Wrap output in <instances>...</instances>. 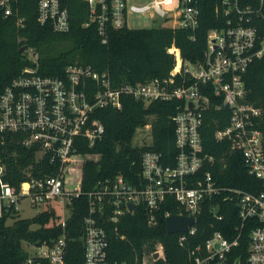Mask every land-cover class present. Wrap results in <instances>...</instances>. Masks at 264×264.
<instances>
[{
    "label": "built area",
    "instance_id": "2783aa9c",
    "mask_svg": "<svg viewBox=\"0 0 264 264\" xmlns=\"http://www.w3.org/2000/svg\"><path fill=\"white\" fill-rule=\"evenodd\" d=\"M17 1L0 0V14L15 15L16 23L22 25L24 17L17 14ZM84 1L88 20L83 24L95 22L102 42L106 41L107 27L128 26V16L133 12L150 13L161 24L193 30L198 24L201 3V0ZM214 6L217 14L224 17V23L208 30L202 59H183L179 49L171 46L168 50L174 53L175 62L163 77L113 84L106 70L97 71L89 64L76 63L66 65L62 75H42L37 72L36 51L31 46L25 47V54L34 65L24 67L0 91V215L12 208L15 217L18 216L23 203L42 207L36 213L52 207L59 215L55 222L61 233L50 243L22 241L26 251L22 264H67L65 226L70 212L65 215L63 211L70 210L68 204L73 196L83 193L82 163L91 157L81 151L85 144L93 145L104 133L97 110L105 106L120 108L122 94L145 102L176 101V111L171 116L174 162L166 164L160 152L147 149L141 153L140 186L117 173L98 180L93 189L84 192L88 211L83 217L82 264H264V132L257 121L262 110L246 100L243 78L248 65L264 56V35L259 34L257 26V19H264V0H215ZM36 16L39 23L49 24L54 31L69 29L65 0H36ZM209 89L220 100L217 107L228 104L227 123L216 129L214 136L227 140L229 149L242 156L246 171L253 178L247 181V188L223 185L209 169H204L214 162L213 155L204 151L201 138L204 113L209 105V96L204 91ZM144 125L151 128L150 121ZM7 133H17L16 141L31 149L34 158L33 163L21 169L22 179L17 185L6 179ZM76 157L80 158L78 168ZM222 193L237 207L239 223L235 234L228 239L220 231H214L203 242L193 243L190 236L196 229L197 213L205 201ZM166 197L178 204L180 210L176 214L195 218L185 231L178 232L177 241L186 251V262H166L160 242L133 263L111 260L107 232L100 220L105 216L106 220L114 221L141 203L148 224H152L154 211ZM57 202L61 213L56 210ZM130 202L134 203L132 209L128 208ZM216 206L218 211L214 212ZM212 211L219 213V205L212 204ZM169 214L165 211L164 216ZM243 229L247 231L246 251L240 255L235 248L241 243Z\"/></svg>",
    "mask_w": 264,
    "mask_h": 264
},
{
    "label": "trees",
    "instance_id": "16d2710c",
    "mask_svg": "<svg viewBox=\"0 0 264 264\" xmlns=\"http://www.w3.org/2000/svg\"><path fill=\"white\" fill-rule=\"evenodd\" d=\"M214 5L215 0H201L198 24L193 30L164 24L107 27L106 41L102 42L95 22L83 24L88 20L84 0H65L69 29L64 32L54 31L49 24L38 22L36 0H18L17 14L24 17L22 25L16 23L15 15L0 14V91L24 67L34 65L24 50L19 51L22 45L34 48L37 72L42 75H62L66 65L76 63L89 64L97 71L106 70L113 84L166 76L175 62L174 53L168 50L171 46L179 49L183 59H202L207 48L208 30L224 23V17L217 14ZM257 26L259 34L264 35V19H257ZM243 78L247 88L246 100L261 107L257 121L264 132V56L248 65ZM204 93L209 96V105L201 127L202 145L204 151L214 158L213 164L204 169H209L223 185L247 188V181L253 178L247 173L242 156L229 149L227 140L214 136V131L227 123L229 110L216 106L220 100L218 96L214 97L212 90ZM121 102L120 108L105 106L97 110L104 133L93 145L85 144L82 148L81 152L91 154V157H86L82 163L83 193L73 196L68 204L70 214L65 226L69 250L67 264H82L83 217L88 211L84 192L93 189L98 180L112 178L117 173H121L129 183L140 186V161L144 150L160 152L166 164L174 162V123L171 116L176 111V101L155 99L145 102L122 94ZM148 121L151 123V143L133 145L131 140L135 129ZM6 138V179L17 185L22 179L21 169L34 162L33 153L16 141L17 133H7ZM224 194L205 201L197 213L196 229L190 236L193 243L203 242L214 231H220L228 239L235 234V226L239 223L237 207ZM214 203L219 205L217 214L212 211ZM179 210L176 201L166 197L154 211L155 222L152 224H148L146 209L141 203L114 221L106 220L104 216L100 223L107 232L109 258L133 263L160 242L166 262H186V251L177 241L179 233H168L160 219L165 211L176 213ZM13 212L10 208L0 215V264H22L26 257L22 241L50 243L61 233L60 225L55 222L59 215L52 207L31 217H15ZM8 218H13L11 223H7ZM246 235L247 231L243 229L241 243L235 248L237 254L244 255L246 251Z\"/></svg>",
    "mask_w": 264,
    "mask_h": 264
},
{
    "label": "rangeland",
    "instance_id": "374dc122",
    "mask_svg": "<svg viewBox=\"0 0 264 264\" xmlns=\"http://www.w3.org/2000/svg\"><path fill=\"white\" fill-rule=\"evenodd\" d=\"M161 21L159 18L153 19L150 15V13H131L128 16V26L129 27H150V26H157L160 25ZM151 138H152V133H151V128L150 127H146L145 125L143 126H139L135 129V132L133 134L131 143L133 145H144V144H149L151 142ZM76 159L78 160V165L77 168L80 165V158L76 157ZM58 205H56V210L61 213L62 210L60 209V204L57 202ZM26 204L23 203V205L21 206V209L18 213L19 217H29L32 216L33 214H35L37 211H39L40 209H42V207H38V206H34V207H29V206H25ZM65 212V213H64ZM70 212V210H65L63 211V213L65 215H68ZM13 220V218H8L7 219V223H11Z\"/></svg>",
    "mask_w": 264,
    "mask_h": 264
},
{
    "label": "water",
    "instance_id": "95a60500",
    "mask_svg": "<svg viewBox=\"0 0 264 264\" xmlns=\"http://www.w3.org/2000/svg\"><path fill=\"white\" fill-rule=\"evenodd\" d=\"M24 49H25V45H22L19 48V51H23ZM224 107L225 108L228 107V104L225 103ZM133 207H134V203L130 202L128 204V208L132 209ZM217 211H218V206L214 208V212H217ZM160 219L164 221L166 231L168 233L185 231L189 224H192L195 222V218L193 216H187V215L176 214V213H171ZM66 254H68V252H66Z\"/></svg>",
    "mask_w": 264,
    "mask_h": 264
}]
</instances>
